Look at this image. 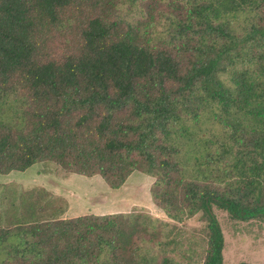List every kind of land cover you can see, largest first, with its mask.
Masks as SVG:
<instances>
[{"label":"trees","instance_id":"trees-1","mask_svg":"<svg viewBox=\"0 0 264 264\" xmlns=\"http://www.w3.org/2000/svg\"><path fill=\"white\" fill-rule=\"evenodd\" d=\"M119 1L0 0V175L43 163L110 189L154 176L153 206L178 223L201 213L200 264H222L210 204L264 218V0H157L156 39L115 19ZM64 209L43 190L10 197L0 264H193L144 212Z\"/></svg>","mask_w":264,"mask_h":264},{"label":"rangeland","instance_id":"rangeland-1","mask_svg":"<svg viewBox=\"0 0 264 264\" xmlns=\"http://www.w3.org/2000/svg\"><path fill=\"white\" fill-rule=\"evenodd\" d=\"M156 1L120 0L113 16L123 24L139 28L144 34L151 31L154 39L161 36L168 37L161 33L165 29L164 20L158 14L159 10L156 9V5L152 11L154 12L153 19L147 16L148 13L152 14L149 11V4H155ZM237 31L240 32L241 29L238 28ZM206 122L204 133H202L205 135L204 139L212 140L211 133H214L221 139L219 141H222L223 131L219 126L221 124ZM228 159L232 160L233 157ZM242 173L244 170L241 168L238 169L239 175L237 173L235 175L239 177ZM251 179L255 180L253 177H248L246 181ZM155 180L154 176L133 172L121 188L110 189L97 175L88 178L65 173L50 164H34L22 172L12 171L0 175V211L7 206L10 197L28 190H43L61 202L65 212L60 219L64 220L90 215L105 216L130 213L134 210L141 211L168 224L171 248H177L175 253L180 255L179 260L200 264L206 250L205 224L200 220L201 213L182 223L170 220L163 211L152 204L150 189ZM240 182L242 181H238L236 187L232 188L236 194L245 193L247 190L245 185L246 190L239 191L238 188L243 187L242 183L239 184ZM223 185L220 181L214 183L218 192L224 188ZM210 209L223 236L222 264L243 262L264 264V218L252 217L240 220L233 218L226 210L215 204H210Z\"/></svg>","mask_w":264,"mask_h":264}]
</instances>
